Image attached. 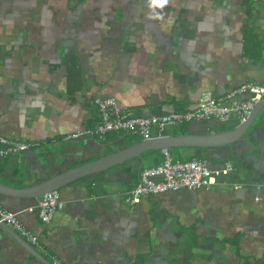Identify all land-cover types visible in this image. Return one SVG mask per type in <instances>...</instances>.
Listing matches in <instances>:
<instances>
[{"label":"crops","instance_id":"1","mask_svg":"<svg viewBox=\"0 0 264 264\" xmlns=\"http://www.w3.org/2000/svg\"><path fill=\"white\" fill-rule=\"evenodd\" d=\"M245 83H264V0H0V137L28 146L0 162V184L29 188L142 141L72 138L96 124L95 97L148 118ZM241 122L183 123L151 138L220 136ZM247 132L230 146L167 150L173 162L205 159L209 188L127 204L160 151L61 189L64 208L48 224L39 199L0 195V206L48 264H264V125ZM0 264L44 263L0 229Z\"/></svg>","mask_w":264,"mask_h":264},{"label":"built area","instance_id":"2","mask_svg":"<svg viewBox=\"0 0 264 264\" xmlns=\"http://www.w3.org/2000/svg\"><path fill=\"white\" fill-rule=\"evenodd\" d=\"M247 96L248 99L240 100ZM264 100V83H245L215 98L210 93L199 96L196 106L185 112H173L148 118L134 117L128 110L118 106L114 98L95 97L93 104L98 112L94 126L83 132L71 135L78 137H105L119 132L148 140L154 130L174 128L183 123L201 122L209 119L227 123L230 118L245 121L255 105ZM23 143L9 142L0 137V162L5 158L27 150ZM164 161L157 166L144 168L139 172L137 183L126 192L125 202L134 205L139 199L148 196L179 190L209 188L213 184V172L205 159L175 161L170 159L167 150H162ZM226 170H233L227 165ZM64 203L58 191H51L41 198L35 207L36 214L43 224H48L56 213L62 211ZM28 211L32 212V209ZM0 223L9 225L16 233L25 238L32 246L39 247L37 238L19 221L17 215L0 206Z\"/></svg>","mask_w":264,"mask_h":264},{"label":"water","instance_id":"3","mask_svg":"<svg viewBox=\"0 0 264 264\" xmlns=\"http://www.w3.org/2000/svg\"><path fill=\"white\" fill-rule=\"evenodd\" d=\"M263 108L264 100L255 105L254 109L250 112L245 121L233 128H230L231 130L228 131V133L220 136H191L183 134L153 137L148 140L139 141L138 143L119 152L101 157L95 161L65 171L29 188L15 189L0 184V195L15 198H26L36 201L51 191H60L78 180L122 165L134 158H137L142 163V155L149 152H160L162 150L171 149H210L230 146L246 136L248 134V129L253 123H256L257 126L264 125V113H261ZM0 229L16 242L23 245L24 248H27L36 259H39L44 264H48V262L28 243H26L9 225L0 223Z\"/></svg>","mask_w":264,"mask_h":264},{"label":"rangeland","instance_id":"4","mask_svg":"<svg viewBox=\"0 0 264 264\" xmlns=\"http://www.w3.org/2000/svg\"><path fill=\"white\" fill-rule=\"evenodd\" d=\"M94 137H96V138H101V139L103 138V137H98V136H94ZM172 151H173V150H172ZM173 152H175V151H173ZM187 155H188V154H187Z\"/></svg>","mask_w":264,"mask_h":264}]
</instances>
